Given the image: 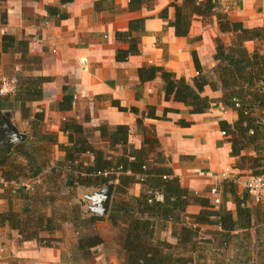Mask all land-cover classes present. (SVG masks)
<instances>
[{"label":"crops","instance_id":"obj_1","mask_svg":"<svg viewBox=\"0 0 264 264\" xmlns=\"http://www.w3.org/2000/svg\"><path fill=\"white\" fill-rule=\"evenodd\" d=\"M128 2L73 0L62 4L60 0L0 1V79L8 77L17 80L27 76L49 79L42 85L41 100L28 103L31 110L29 118H22L18 104L1 112L12 113V123L26 135L25 140H30L32 115L42 112L41 131L55 134L57 144H67V135L61 131V124L64 119H73L89 133L90 144L105 153H110L109 142L100 136L98 127L101 125L106 124L110 128L128 126V144L134 148L140 147L146 130H154L160 150L168 160V167L183 188L208 198L212 204L209 191L217 187L220 204L215 208L222 207L235 216L236 199L223 188V182L236 186L237 197L244 200L240 207L250 212L251 226L231 232L232 238L226 247L216 250L214 244L213 248L223 252L226 262L262 264L264 202L253 204L249 201L242 185L247 176L239 177L238 173L245 172L232 166L235 159L230 157V143L221 135L219 126L220 121L232 124L237 119L236 113L231 110L222 113V106L214 103L203 114H190L189 108L183 104L164 99V82L160 77L141 84L137 75V70L143 66L162 67L176 78H184L191 83L197 75L192 60V53H195L203 74L209 76L216 65L213 59L215 38L219 37L229 45L232 36L219 32L215 18L205 25L201 18L194 16L188 35L176 37L169 25L175 12L170 4L179 5L182 0H152L151 5L143 4L135 12L129 11ZM219 6L231 20L241 22L246 28H264V0H220ZM164 9L167 10L166 18H161ZM134 19H144L139 54L130 56L125 62H117V50L127 48L128 44L117 41L115 34L126 32L129 21ZM3 35L27 42V55L38 58V67L22 60L16 48L2 53ZM255 45L254 42L245 43L250 52ZM258 47L264 54V42ZM203 94L214 99L221 96L220 91L213 92L209 87ZM66 96H70L71 104L69 109L63 110L60 104ZM113 101L126 111H120L112 104ZM148 106L155 107L156 116L165 114V118H142L129 110L134 107L139 114L146 113ZM166 109L168 111L164 112ZM137 118H141V124L136 123ZM180 122L188 125L182 126ZM52 152V161L61 159L57 145L52 146ZM120 153L118 149L112 154L118 156ZM82 160L91 164L93 157L85 155ZM225 170L230 172L229 180L222 176ZM199 171L210 172L214 177H198L196 174ZM31 182L35 189L46 192L47 186L41 178ZM94 190L79 188L75 194L80 199ZM140 192L138 184L130 191L134 196ZM16 194L0 183V214L21 210L22 200ZM76 196L72 202L78 203ZM80 210L82 219L91 217L85 215L84 207L80 206ZM186 211L195 214L199 207L191 205ZM107 216L85 231H79L70 221H65L59 230L41 233L39 237L55 240L50 246L36 239H21L17 231L0 225V264H121L115 231ZM201 230L209 231L208 238H212L211 233L219 229L203 226ZM83 234H97L102 242L84 253L78 248V238ZM160 237L172 241L169 229ZM213 259L214 253L208 252L210 264Z\"/></svg>","mask_w":264,"mask_h":264},{"label":"trees","instance_id":"obj_2","mask_svg":"<svg viewBox=\"0 0 264 264\" xmlns=\"http://www.w3.org/2000/svg\"><path fill=\"white\" fill-rule=\"evenodd\" d=\"M4 1V0H0ZM73 0H60L62 4ZM152 0H129L130 12L138 11L143 4L151 5ZM174 8V19L169 23L176 37H186L191 19L196 16L209 25L216 19L221 34L232 36L230 44L216 37V65L209 76L203 74L195 53L192 60L197 75L188 83L184 78H176L162 67L143 66L137 70L141 84L160 77L164 82V99L181 103L189 108L190 114H203L214 103L234 111L237 119L228 124L220 121L221 131L230 143V157L235 159L233 167L249 170L252 175L264 172L259 159L245 155L246 150L257 152L253 144L262 136L264 118V54L258 44L264 42V28L249 29L239 21L231 20L227 13L212 0H182L181 4H170ZM164 9L160 17L166 18ZM4 16V15H3ZM2 16V23L4 19ZM144 33V19L130 20L126 32H116L119 42L128 44L125 49H118L115 60L125 62L130 56L139 54L141 35ZM246 42L256 45L252 52ZM27 42L16 41L12 36L3 35L1 52L7 53L12 48L20 53L22 60L38 67L39 60L27 55ZM49 81L46 77L27 76L17 79V92L13 96L0 97V112L19 105L22 118H29L30 102L40 101L42 85ZM209 87L211 91H220L217 99L204 95ZM238 103L239 107H235ZM70 96L64 97L60 106L70 108ZM120 111H126L113 101ZM146 113L139 114L134 107L130 112L140 117L158 120L155 107L148 106ZM168 111L166 109L164 112ZM43 113L32 115L30 140L14 146L7 154L0 149V177L5 181H33L41 178L46 184V192L35 189L33 192L17 191L22 200L18 212L9 210L0 214V225H7L18 232L21 239H36L46 246L55 241L39 237L41 233L59 230L62 223L70 221L79 231L87 230L102 218L91 216L82 219L78 203L72 202L77 189H96L108 182H115L113 198L107 219L115 231V243L119 247L121 264H210L208 252L214 253L212 264H233L224 260L223 252L216 251L231 240V232L251 226L250 212L241 208L244 201L236 195V186L226 181L223 188L234 197L236 210L233 213L210 203L208 198L183 188L177 177L168 167V160L160 150L154 130L148 129L139 148L128 144L129 129L126 125L98 127L100 136L108 139L110 153L95 149L89 142V133L73 119H64L61 131L67 135V144H57V137L41 131ZM141 124V118H137ZM182 126L186 122L179 123ZM57 145L61 159L52 161V146ZM121 153L114 156L112 153ZM92 155L91 164L82 159ZM140 185L138 196L130 193L134 185ZM191 205L199 207L195 214L187 213ZM203 226L217 227L219 230L202 231ZM170 230L168 241L160 234ZM97 234H83L78 238V248L84 253L101 244ZM216 246V250L214 247Z\"/></svg>","mask_w":264,"mask_h":264},{"label":"built area","instance_id":"obj_3","mask_svg":"<svg viewBox=\"0 0 264 264\" xmlns=\"http://www.w3.org/2000/svg\"><path fill=\"white\" fill-rule=\"evenodd\" d=\"M213 3L219 4L220 0H212ZM2 31V28H0ZM17 92V80L15 78L2 77L0 79V97L3 96H13ZM235 107H239L238 103H235ZM227 109L222 107V113H225ZM222 136H225V133L221 132ZM198 177H214L210 172H197ZM229 170H225L222 174L224 179L229 180ZM0 183L6 185L9 190L15 194L19 189H23L25 192H33L34 185L31 181H5L0 177ZM116 183V181H115ZM243 189L249 199L253 204H259L264 202V172L256 175H249L242 182ZM213 206L217 207L220 204L219 191L217 187H212L209 191Z\"/></svg>","mask_w":264,"mask_h":264},{"label":"water","instance_id":"obj_4","mask_svg":"<svg viewBox=\"0 0 264 264\" xmlns=\"http://www.w3.org/2000/svg\"><path fill=\"white\" fill-rule=\"evenodd\" d=\"M25 139L26 135L20 133L12 123V113L0 112V149L9 154L13 146ZM114 187L115 182H108L93 192L84 194L80 199L75 198V200L85 208V215L103 218L109 212Z\"/></svg>","mask_w":264,"mask_h":264},{"label":"rangeland","instance_id":"obj_5","mask_svg":"<svg viewBox=\"0 0 264 264\" xmlns=\"http://www.w3.org/2000/svg\"><path fill=\"white\" fill-rule=\"evenodd\" d=\"M262 121H263V123H262V125H263V129H262V136H261V138L259 139V140H257L254 144H253V146L256 148V149H258L257 150V152H254L253 150H246L245 151V155L246 156H248V157H250V158H252V159H254V158H257V159H259V162H260V164H261V166H262V168H264V118H262ZM53 152H51V155L53 156ZM245 173H238L239 175V177H246V176H248V175H252V173H251V171H249V170H243ZM77 194H75L74 196H76ZM77 197V196H76ZM72 200H74L73 198H72ZM263 212H264V210H263Z\"/></svg>","mask_w":264,"mask_h":264}]
</instances>
